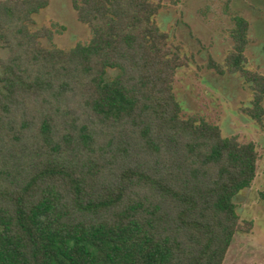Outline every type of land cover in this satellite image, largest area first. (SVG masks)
Segmentation results:
<instances>
[{
    "label": "trees",
    "instance_id": "obj_1",
    "mask_svg": "<svg viewBox=\"0 0 264 264\" xmlns=\"http://www.w3.org/2000/svg\"><path fill=\"white\" fill-rule=\"evenodd\" d=\"M49 0H0V264H223L251 186L256 145L184 115L183 60L153 0H72L91 32L44 47ZM220 73L250 85L262 126L264 76L246 68L249 22L232 17ZM109 71H114L109 76Z\"/></svg>",
    "mask_w": 264,
    "mask_h": 264
},
{
    "label": "rangeland",
    "instance_id": "obj_2",
    "mask_svg": "<svg viewBox=\"0 0 264 264\" xmlns=\"http://www.w3.org/2000/svg\"><path fill=\"white\" fill-rule=\"evenodd\" d=\"M161 8L154 20L169 36V46L182 60L173 91L184 115L198 116L217 124L223 136H236L256 145V176L250 187L234 199L240 222L252 221L249 232L234 234L223 264H264V118L259 126L245 112L250 106V85L237 74L220 73L232 45V17L249 22L246 68L264 76V0H153ZM58 23L65 30L52 40L40 38L50 48L66 49L85 42L90 29L78 21L72 0H49L33 15L32 30ZM8 51L0 46V57ZM114 71H109L112 76Z\"/></svg>",
    "mask_w": 264,
    "mask_h": 264
}]
</instances>
